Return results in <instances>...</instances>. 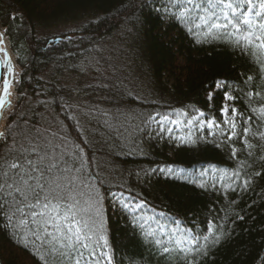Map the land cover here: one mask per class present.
I'll use <instances>...</instances> for the list:
<instances>
[{"label": "snow or ice", "instance_id": "obj_1", "mask_svg": "<svg viewBox=\"0 0 264 264\" xmlns=\"http://www.w3.org/2000/svg\"><path fill=\"white\" fill-rule=\"evenodd\" d=\"M159 11L183 26L196 44L220 45L245 57L255 75L240 73L239 83L214 79L205 86L206 111L194 105L187 110L157 109L124 121L99 108L85 115L114 133L121 147L139 146L143 141L138 142V136L152 140L167 135L177 147L196 148L209 142L226 147L236 164L233 169L209 165L198 175L157 165L136 172L138 181L155 174L183 176L204 191L221 190L225 198L229 193H246L264 176V169L254 167L264 165V0H167ZM10 19L16 21L17 17ZM10 35L8 27L0 29V143L7 145L0 151L2 230L30 251L33 264H117L107 235L111 207L127 218L133 236L148 253L139 264H208L212 250L232 235L231 228H226L229 212L219 222L208 221L206 231L197 232L195 226L188 227L179 219H172L169 225L168 214L152 207L127 181L108 184L88 151L97 142L98 130L81 125L75 115L69 119L76 125L78 141L50 130L29 133L26 122L24 131H16L21 125L15 119L9 122V117L20 116L17 102L26 94L18 92L21 73L10 52ZM61 41L72 43L73 37L63 34L52 43ZM217 95L222 98L219 104ZM136 99L159 106V101ZM17 135L22 139L17 141ZM99 135L109 138L103 132ZM139 154H145L142 147ZM105 186L106 194L101 190ZM235 204L237 201H230ZM231 214L244 219L239 213ZM129 264L137 262L130 258Z\"/></svg>", "mask_w": 264, "mask_h": 264}, {"label": "trees", "instance_id": "obj_2", "mask_svg": "<svg viewBox=\"0 0 264 264\" xmlns=\"http://www.w3.org/2000/svg\"><path fill=\"white\" fill-rule=\"evenodd\" d=\"M152 1L0 0V27H8L11 34V46L22 68L17 88L19 93L26 94L17 102V111L23 119L20 116L9 117V122L15 119L21 125L16 130L18 133L25 130L26 122L27 131L33 133L39 127L41 111L44 113L46 109L51 122L60 120L58 124L62 126L55 128L51 124L40 131L66 134L69 139L78 141L76 125L69 119V116L75 115L81 125L98 130L95 133L97 142L88 151L90 156H94L109 185L127 181L135 192L143 193L152 207L167 213V220L179 219L188 227L195 226L197 232L206 231L208 221L219 222L224 212H229L226 228H231L232 235L212 250L208 264H264V176L256 180L252 190L229 193L227 198L221 190L204 191L188 183L183 176L155 174L138 181L136 172L157 165L184 169L198 175L209 165L218 169H233L236 164L229 159L226 147L217 148L210 142L196 148L177 147L164 136L163 139L144 140L139 146L125 144L121 147L115 134L108 133L102 123L80 114L83 108H87V112L99 108L113 115L114 108L122 106L131 109L136 116L142 111L158 109L164 112L193 105L206 111L205 86L214 79L227 78L239 83L240 73L255 75L254 66L245 57L220 45L196 44L183 26L162 15L160 6L151 5ZM10 16H16L17 20H11ZM121 30L123 35L116 46L124 51L113 60L99 55L94 65L105 68L123 63L121 60L125 61L126 57L129 60L128 70L115 75L123 83L111 81V87L97 90V87L78 89L74 83L66 81L67 69L71 73L70 64L96 53L103 42H109ZM63 34L71 35L73 42L52 43L60 40ZM99 93L103 95L97 96ZM83 94L86 101L91 100L90 103H78ZM136 97L159 101V106L142 104ZM221 99L220 95L216 96L217 104ZM236 106L244 107L241 103ZM117 115L113 116L125 120ZM82 118L86 119L85 122ZM100 132L109 138L105 140ZM20 139L22 137L17 135V141ZM6 147L1 143L0 151ZM141 147L145 154H139ZM254 167L256 170L264 169V165L260 164ZM101 190L106 194L108 186ZM233 200L237 204L230 205ZM233 212L244 216V219H236L231 214ZM107 216V235L117 264H129L130 258L139 264L148 253L133 236L127 218L111 207ZM3 225L0 214L2 263L33 264L30 251L18 246L8 232L2 230Z\"/></svg>", "mask_w": 264, "mask_h": 264}, {"label": "rangeland", "instance_id": "obj_3", "mask_svg": "<svg viewBox=\"0 0 264 264\" xmlns=\"http://www.w3.org/2000/svg\"><path fill=\"white\" fill-rule=\"evenodd\" d=\"M167 2V0H153L151 2V5L155 4V5H159L161 8L163 4H165ZM4 27H0V29H2ZM123 35L122 30L118 31L114 34V37L111 38V40L109 42L105 41L103 42L100 46H99V51H97L96 53H92L89 54L88 56L82 58L81 60H78V62H74L73 64H70V68H71V73L69 74L68 72H70L68 69L66 71V81L67 82H71L74 83L75 87H78V89H88V88H94L97 87V90H101L103 87H101L100 89V85L102 84H106L108 85L107 88L111 87V81H118V83H123V81L119 82L120 80L116 79L117 73H120L121 71L125 72L127 71V62L129 61L126 57H124L125 61L121 60V62L123 63H118V64H111L108 65V67L102 68L103 66L100 65H94L97 60L99 59L100 56H104L106 59H114L117 57V54L120 55V53H122L124 51V49L121 51L122 48L117 47L116 45L119 44L118 40L119 37H121ZM126 44L128 45V41L126 40ZM10 45H11V41H10ZM12 48V46H11ZM97 49V50H98ZM13 50V49H12ZM14 55H15V59H16V64H15V68L16 71H18L19 73H21L22 75V68L21 66L18 64L17 62V58H16V54L13 51ZM127 53H125L126 55ZM100 55V56H99ZM107 64V63H106ZM99 69V70H97ZM21 77V76H20ZM131 82V81H129ZM135 84V82H134ZM131 85V84H130ZM128 86V85H127ZM132 87H140L139 85H131ZM129 86V87H131ZM131 87V88H132ZM106 88V89H107ZM128 88V89H131ZM101 92V91H100ZM84 95V94H83ZM103 95L102 93H99L97 96H101ZM88 97H90V95L88 94ZM95 97V96H94ZM85 95L84 96H80V98L78 99V103L85 102H91V100L86 101L85 99ZM96 98V97H95ZM93 98V100L95 99ZM114 105V104H113ZM85 112H87V108H83ZM111 109V108H110ZM114 114L113 115H117V116H121L124 119H127L128 117H136V115L133 114V111L131 109L128 108H124V106H122L121 108H114ZM176 109H188V108H182V107H178ZM83 110L80 112L81 116L85 117V112ZM124 113L125 115H120L121 113ZM41 120L39 121L38 124V128L39 130L47 127H50V125L52 124L53 127L58 128L61 127L62 124H58L60 122V120H56L51 122V117L47 114V110H44V113H42L41 111ZM217 118H219L218 114H217ZM84 118H82L83 120ZM86 119L83 120V122H85ZM138 120H133L132 123H138ZM56 125V126H55ZM93 126V125H91ZM52 127V128H53ZM167 136V135H165ZM140 141L142 140L144 142V140L149 141V139H147L146 137L143 136H138L137 137ZM158 139V138H157ZM154 140V139H152ZM142 142V143H143ZM202 171V170H201ZM146 212L148 211L147 209L145 210ZM170 219V218H169ZM167 223L169 225H171V221L167 220Z\"/></svg>", "mask_w": 264, "mask_h": 264}, {"label": "bare ground", "instance_id": "obj_4", "mask_svg": "<svg viewBox=\"0 0 264 264\" xmlns=\"http://www.w3.org/2000/svg\"><path fill=\"white\" fill-rule=\"evenodd\" d=\"M9 48H10V52H11V54L13 55V58H14V64H16L15 55H14V53H13V50H12V48H11V45H9ZM2 129H3V128L1 127L0 130H2Z\"/></svg>", "mask_w": 264, "mask_h": 264}, {"label": "water", "instance_id": "obj_5", "mask_svg": "<svg viewBox=\"0 0 264 264\" xmlns=\"http://www.w3.org/2000/svg\"><path fill=\"white\" fill-rule=\"evenodd\" d=\"M0 144H1V143H0ZM0 264H3L2 261H1V259H0Z\"/></svg>", "mask_w": 264, "mask_h": 264}]
</instances>
